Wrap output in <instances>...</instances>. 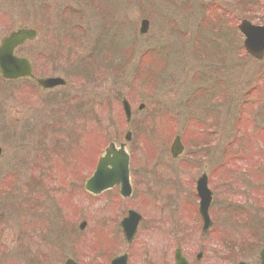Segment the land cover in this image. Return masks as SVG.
<instances>
[{
	"label": "rangeland",
	"instance_id": "obj_1",
	"mask_svg": "<svg viewBox=\"0 0 264 264\" xmlns=\"http://www.w3.org/2000/svg\"><path fill=\"white\" fill-rule=\"evenodd\" d=\"M243 19L264 25V0H0V40L35 28L17 55L39 77L67 80L44 90L0 76V264H108L126 250L131 264H172L175 248L189 264L257 261L264 57L245 53ZM126 131L131 197L88 193L97 156ZM177 134L184 151L173 158ZM202 172L207 232L195 193ZM129 208L142 215L132 245L119 227Z\"/></svg>",
	"mask_w": 264,
	"mask_h": 264
},
{
	"label": "water",
	"instance_id": "obj_2",
	"mask_svg": "<svg viewBox=\"0 0 264 264\" xmlns=\"http://www.w3.org/2000/svg\"><path fill=\"white\" fill-rule=\"evenodd\" d=\"M148 21L143 19L141 21L140 32L147 31ZM240 32L244 35L243 46L248 54L257 59H262L264 55V26H254L247 20L241 21L238 26ZM36 31L30 28H19L16 31H12L7 36L3 37L0 43V74L3 78L11 79L24 76H31V68L28 61L25 58H18L13 55V50L18 45H21L26 40L34 39ZM38 84L43 88H52L57 85H62L65 82L59 77H48L45 79L37 80ZM123 110L126 116V120L130 118V106L124 99L122 100ZM142 107V106H140ZM130 139V134L125 135V140ZM124 144L120 145L118 150H115L113 145H110L106 151L105 156L101 157L97 163L96 169L87 180L86 189L99 193L103 189L112 187L115 184H120V193L123 196L130 194V186L128 181V156L123 150ZM182 145L179 137H175L170 151L173 157H176L182 152ZM1 153V149H0ZM112 154V156H110ZM110 165L111 168L107 166ZM197 194L200 197V212L205 219V227L208 222L206 216V210L210 203L211 192L207 189V180L205 175L201 176L197 180L196 186ZM139 216H132L123 221L124 234L131 240L137 220ZM124 258H119L112 261L111 264H119V261ZM259 264H264V247L259 253ZM65 264H76L72 260L68 259ZM124 264V263H123ZM239 264H249L240 262Z\"/></svg>",
	"mask_w": 264,
	"mask_h": 264
},
{
	"label": "flooded vegetation",
	"instance_id": "obj_3",
	"mask_svg": "<svg viewBox=\"0 0 264 264\" xmlns=\"http://www.w3.org/2000/svg\"><path fill=\"white\" fill-rule=\"evenodd\" d=\"M133 253H134V252H127V254H128V255H127V264H131L132 261H133V259L135 258V255H134ZM118 254H121V253H118ZM118 254L113 255V257L116 256V255H118ZM113 257H112V258H113ZM185 257H186V256H185ZM98 258L101 259L100 251L98 252ZM112 258H111V259H112ZM111 259H110V260H111ZM186 259H187V258H186ZM110 260H109V262H110ZM148 261H149V260H146L145 264H148ZM149 263L151 264V261H149ZM108 264H109V263H108Z\"/></svg>",
	"mask_w": 264,
	"mask_h": 264
}]
</instances>
